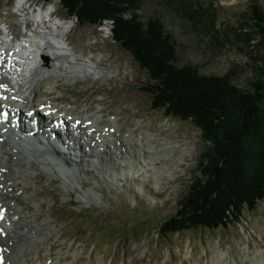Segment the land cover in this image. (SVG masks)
Masks as SVG:
<instances>
[{
    "label": "rangeland",
    "instance_id": "374dc122",
    "mask_svg": "<svg viewBox=\"0 0 264 264\" xmlns=\"http://www.w3.org/2000/svg\"><path fill=\"white\" fill-rule=\"evenodd\" d=\"M18 1L20 0H0V5L13 2L18 4ZM23 1L26 2L27 8L32 1L35 3L28 11L31 13L34 9L29 16V26L35 22L45 23L47 19L57 20L55 15L72 27L68 37H71L72 43L82 51V56L89 50L101 51L92 59L97 62L94 65L96 73L83 75L78 72L79 75L70 74L68 76L71 77H64L51 71L48 81L54 80L59 86L42 82L41 91L44 87L47 92L42 97L50 94L48 97L52 99L51 95L55 93L57 104L64 106L72 103L75 105L71 106L73 111L77 107L89 117L95 116L103 120L102 122L111 123L108 121L110 115H115L119 118L122 131H126L123 127L126 123V129L132 130L134 135L144 133L150 139L154 137L151 142L155 144L164 139L170 141L168 143L173 146L182 142L180 150H183L185 142L189 143V152L186 153L187 157H184L187 161L185 166H178L184 162L180 156H176V149L170 144L168 148H163L161 154L169 153L167 159L172 157L174 162H168L166 168L163 166L165 170L160 167L150 171V177L145 181L142 180L145 172L139 176L137 170L124 169L125 172H122L106 154L104 157L107 161L93 156L85 157L84 159H88L85 160V168L88 170H79V173L74 170L76 165L71 164L70 171L74 168L72 177L55 165L52 166L56 171L54 174L49 171V167L33 160L32 165L36 164L38 168L34 165L32 172L35 175L26 178L37 179L38 182L41 180L39 184L29 180L28 185L44 190L43 195H40L41 191L38 190V194L28 197L34 206V212L40 211L33 213L35 218H39V226H34L35 219H30V215L26 214H29L27 208L22 206V210L30 224L28 232L31 228L40 232L42 223L53 229L46 240V249L54 246L50 258L55 259L61 251L78 249L81 253L80 260L77 259L78 264H215L213 259L216 254L224 253L228 254L231 263L237 261L238 264H252L261 251L264 252V196L254 206L245 205L235 212V215L230 214L225 224L217 227L209 228L204 224L194 225L193 221L185 222L186 227L173 234L174 228L184 222L165 224L178 208L179 212L182 211L180 203L185 202L189 197L184 199L185 194L194 189L192 183L200 187L207 184V176L200 169L196 172V167L198 162L200 163L202 153L213 145L204 138L192 116L170 117L165 114L164 107L160 104H165L169 99L163 103L164 100L160 97L157 100L159 105L153 104L154 95L144 89L152 83L149 74L130 51L122 48L115 40L112 21L104 20L102 27L89 23L81 24L76 17H68L65 11L67 8L60 0H50L51 3L49 0ZM253 2L254 0H142V7L136 13L143 21L151 17L162 20L165 30L172 34L176 42L179 65L193 64L198 67L200 73L209 76L230 73L234 84L252 90L254 82L263 77L259 71L262 64L257 57H252L250 48L243 45L241 39H236V32L239 31L237 27L244 21ZM259 2L264 9V0ZM184 4L190 8L199 4L211 6L216 15L215 24L206 15H202V19L191 21L189 13L182 10ZM89 6L88 3L85 4L84 10ZM201 10L196 13L201 14ZM40 12L44 14L37 17L36 14ZM104 12L108 11L101 9L95 13L105 14ZM5 15L12 16L8 12ZM1 16L3 15L0 14ZM122 16L123 22H128L131 18L128 14ZM5 19L11 26V21ZM22 19L18 20V23ZM19 27L24 29L20 24ZM254 54L260 53L255 51ZM80 111L78 113L82 114ZM150 128H153V131L148 130ZM143 139L141 134L140 142ZM83 148L86 149L83 145L81 151ZM155 156L152 152L150 158L154 157L157 161L158 157ZM9 158L13 164L18 156ZM211 161L214 162L213 159ZM16 167L13 168L20 175L26 165L24 164L20 172ZM168 168H171L172 173H167ZM41 171L47 172V175L39 173ZM24 179L18 178V184L16 180L12 181L20 187ZM211 180L213 182L209 183L207 190L204 188L194 193V201H200L204 199L206 192L210 195L216 190L220 180H214L212 177ZM25 183H28V180ZM25 190L29 188L26 187ZM20 202L22 203L21 200ZM41 218L43 222L39 221ZM159 228L165 231V235L160 236ZM39 235L36 231L33 237L37 236L38 240ZM42 248L43 246L39 252L41 260L45 261L50 253ZM35 253L33 250L28 255L36 259Z\"/></svg>",
    "mask_w": 264,
    "mask_h": 264
},
{
    "label": "trees",
    "instance_id": "16d2710c",
    "mask_svg": "<svg viewBox=\"0 0 264 264\" xmlns=\"http://www.w3.org/2000/svg\"><path fill=\"white\" fill-rule=\"evenodd\" d=\"M60 3L67 8L68 17H76L81 24L101 25L104 20H111L115 40L148 72L152 83L144 89L154 95L153 104L159 105L160 97L163 103L169 99L160 104L165 114L192 116L204 138L213 145L202 153L198 165L207 176V184L194 185L187 200L180 203L182 211L165 222H184L174 228L173 234L186 227L185 222L217 227L245 205L257 204L264 196V9L259 0L250 5L236 32V39H241L250 48L252 57L262 64L259 71L263 77L254 82L252 90L234 84L230 73L209 76L200 73L193 64L179 65L176 42L162 20L151 17L143 21L136 13L142 0H60ZM87 3L90 6L84 10ZM183 6L191 21L206 15L215 24L211 6ZM101 9L108 12L95 13ZM200 9L201 14L196 13ZM125 14L131 17L128 22L122 20ZM255 51L260 54L255 55ZM211 177L220 180L219 186L210 195L206 192L204 199L194 201V193L213 182ZM158 231L160 236L165 235L161 228Z\"/></svg>",
    "mask_w": 264,
    "mask_h": 264
},
{
    "label": "bare ground",
    "instance_id": "6f19581e",
    "mask_svg": "<svg viewBox=\"0 0 264 264\" xmlns=\"http://www.w3.org/2000/svg\"><path fill=\"white\" fill-rule=\"evenodd\" d=\"M21 4H20L21 8H24V9L29 8V6L27 8L26 3H21ZM27 13H29V12H27ZM43 14H44L43 12H40V13L36 14V16L42 17ZM1 20L7 22L6 19L1 18ZM42 20H43V18H42ZM66 42H68L69 45L71 44L69 37L67 38ZM45 46L46 47L41 48V50L48 57L47 67L46 68H44L42 66L34 67L33 62H37V54H33V55H31V58L29 57L30 61H29V67L27 70V74H26V76H24L22 78L24 84L21 85L20 91L25 95V98L28 99V103L25 105L26 107L34 108V106H36V105H34L35 99L31 98V96H32L33 91H34V93H35V91H38V81L40 80V78H38V77L41 75L43 76L45 72L47 73L49 71L50 67L55 69L57 63L63 61L64 58H66L67 61H69L70 57L74 58L72 54L63 53L62 50L60 48H58L57 46H55L53 44V42H51L50 40H46ZM62 57H64V58H62ZM50 62H52V63H50ZM64 66H66V67H64ZM77 67L82 68L83 70H88L87 67L82 66V64L78 63V62H72L68 65L63 64L60 67V69H61V71H64L65 73H69L70 68L76 69ZM43 71H45V72H43ZM27 85H28V88H30L29 93L27 91L28 89H24L25 86H27ZM44 100H45V97H41L40 98V104L48 102V100H46L45 102H44ZM53 100H55V99H53ZM51 104L52 103H50V105ZM69 109H72V108L67 105L65 107L63 106L60 111H64L65 113H68V114H73L76 117H78V116L81 117V115H80V113H78V111H74V112L70 113ZM60 111H58V112H60ZM58 112L56 111V113H58ZM65 119H68V117L65 116ZM87 119H93L94 120L93 126L97 127V131H101V132L104 131V127H106V125H107V124H102V122H101V120H99V118H95V117L90 118L89 117ZM108 121L113 123L114 125L111 124V127L114 126L116 129H115L114 133L110 131L111 133L109 135L101 136L103 138V140L106 139L108 136L114 135L115 133H118L120 131L123 132L121 129V126H120L119 118L110 119ZM88 128L89 127L86 128V131L81 130L80 132H75V131H70V130L67 131L66 134H68V136H70L72 138V141L74 143V146H71L69 144L68 148H71V150L76 153V152H78L79 148H80L79 151H81V147L84 144H86L84 146L87 147L89 145L88 147H90L89 148L90 152H92L93 154L94 153H98V154H102V155L106 154L105 152L97 151V150H94L91 148L92 147L91 142L95 139V133H92L91 135H89L87 132ZM126 131H130L131 134L129 136L122 134V140L126 144V151H125V153L122 154V158L124 161L129 160V161L139 162L140 167L149 172V170L151 168H154L157 166L156 162L154 160L155 158L154 157H153V159L150 158V156L152 155V152H153L156 155L155 157H158V160H160L161 165L165 167L168 164V162H170V163L174 162V159L172 157L167 159V157L170 156L169 153L161 154L164 151L163 148L164 147L168 148L169 145L171 144V146L176 149V152H177L176 156H180V159L183 160V162H184V163H182V162L179 163L178 166L180 167V166L186 164L185 162H187V161H186V159H184V157H187L186 153L189 152V143L185 142V147L183 148V150H180V146L183 145L182 142H179L177 145L173 146L172 143H170V144L168 143L170 141L167 142L166 139H164V140L159 139L160 142L159 143L157 142L155 144V143L151 142L152 141L151 139H153L154 137L153 138L151 137V139H150V137L144 133H138V134L135 133V135H136L135 136L134 133L132 132V130L126 129ZM158 133H160V132H158ZM64 134L65 133H63L61 135H64ZM141 134H142V138L144 137L142 142H140ZM6 135H8V139L4 143V146L6 147V145H8L9 149L6 148L5 151H2L1 154L4 157L0 156V158L2 160V158L6 157L5 155L8 156V158H5L3 166L7 167L9 169V171L6 173H3L8 179L6 181V185H4L3 188L1 189L2 192L7 193L11 197H14L17 194L14 191L17 185H14V181H12V180H14V176L18 175V173L14 170L13 167L17 166L19 168L18 172H20V170L24 166V165H22V162H23L22 156L27 155V154L30 156L32 154L33 149H36L35 151L40 153V156H42L44 161L46 160V162L43 164V166L47 167V168L49 167V171L53 172L54 169L52 168V166L57 165L58 169L64 170L65 174L68 173L69 176L72 177V174H73L72 172H74V171H73V169L70 171L69 167L71 165L69 164V162H67V157H64V155L67 156V154L62 153L64 151H66L65 146L63 147L64 150L62 151L59 149H54L53 143L49 140H48L49 143L46 144L43 141V138L41 136H38L37 138L33 139L34 140L33 142H31L30 138H27L26 140H17L15 135L10 134V132H8ZM40 139H41V141H40ZM161 139H163V138H161ZM28 140H30V143H27V145H23L21 143V142H26ZM134 140H137L138 144L135 146H132L131 142H133ZM108 141L111 142L112 144H114L116 151H118V153L122 152L116 146V140L114 138H110ZM77 144H80V145H77ZM108 146H110V145L108 144ZM133 147H135V150H132ZM15 149H17V150L15 151ZM143 150H146L145 153L143 152ZM58 154H61V155L59 156ZM14 155L18 156V159H15L16 161H14L12 164L9 157H12ZM48 155L51 157L47 158ZM87 155H88V151L86 148V149L82 150L78 156V158H80V162H83V160H84L83 158L86 157ZM50 159L54 160V162L56 160H59V162H55V163L51 162V161L47 162V160H50ZM69 159L71 161L73 160L70 156H69ZM29 169H30L29 167L24 168V172H26L27 177L29 175H32V174H28ZM176 171H177V169H176ZM22 173H23V170H22ZM167 173H172L171 168L167 169ZM10 187H12L13 190H10L9 189ZM4 189L6 191H4ZM23 193H24V191H23ZM13 200H16V198L9 199V202H11ZM5 203L7 204V202H5ZM4 205L5 204H3L2 206H4ZM8 213H9V218L11 220L12 225L10 227H8V234H4V235L1 234V241L3 243H5L6 248L9 251V253L6 255V258H7V260H5L6 264H77L78 263L77 259L79 258V255L81 254L78 249H74V250H71L68 252L67 251H61L56 256V258L54 257L55 259L50 258L51 257V250L46 249L47 247H45V240H46L47 236H49V234H51V233H49V232L42 233L43 228L40 229V227H39L40 232H39V230H36L35 228L34 229L31 228V230L28 232L27 229L30 226V224L27 222L28 217L24 215L23 211L20 210V208L17 207V205H14V206H12L11 204L8 205ZM34 217H35V215H34ZM34 221H35L34 226H37V225L39 226L38 221L37 220H34ZM31 227H33V226H31ZM36 231H38V234H40L38 240L36 238L37 236L35 237L36 239L33 237V234L36 233ZM41 246H43L42 249H44L45 251L50 253V255L47 256L45 261L41 260V256H40V252H39ZM33 250L36 251V253H35V255L37 257L36 259H33V257L28 255V253L33 251ZM190 252L192 254V251L189 250V253ZM260 254L261 255L259 256V258L257 256L252 264H264V255H262V252ZM228 260H229L228 254L225 255L224 253H219L218 255L216 254V258L213 259L215 264H231ZM73 262H75V263H73ZM234 262H235L234 264H237L236 261H234ZM242 264H244V263H242Z\"/></svg>",
    "mask_w": 264,
    "mask_h": 264
}]
</instances>
